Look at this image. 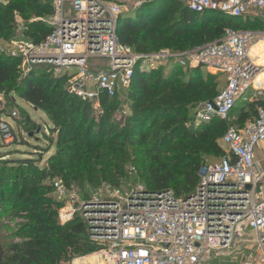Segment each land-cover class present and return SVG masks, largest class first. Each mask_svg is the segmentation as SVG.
Returning a JSON list of instances; mask_svg holds the SVG:
<instances>
[{
    "label": "built area",
    "instance_id": "2783aa9c",
    "mask_svg": "<svg viewBox=\"0 0 264 264\" xmlns=\"http://www.w3.org/2000/svg\"><path fill=\"white\" fill-rule=\"evenodd\" d=\"M177 1L195 14L242 18L264 11V0ZM52 10L47 21L51 33L39 44H22L21 55L28 67L52 68L54 78H67V93L93 111L101 114L104 98L126 92L136 72L205 66L224 77V87L212 101L194 107V119L227 125L219 141L223 155L202 164L190 195L176 197L141 185L127 190L108 186L78 199L54 181L62 204L60 225L76 218L83 222L102 264H208L213 257L264 264V171L254 162L256 146L264 143V109L242 125L230 124L239 100L251 103L264 95V82L254 86L263 67L252 56L253 48L264 42V18L261 31L226 29L219 40L200 48L138 53L118 40L121 8L113 0H52Z\"/></svg>",
    "mask_w": 264,
    "mask_h": 264
},
{
    "label": "trees",
    "instance_id": "16d2710c",
    "mask_svg": "<svg viewBox=\"0 0 264 264\" xmlns=\"http://www.w3.org/2000/svg\"><path fill=\"white\" fill-rule=\"evenodd\" d=\"M163 2L166 0L147 4L150 6L148 14L137 22L119 18L120 44L134 52L148 53L147 43L150 42L156 52L168 41L175 42L192 34L187 48L175 49L185 51L219 40L226 29L262 30L260 19L231 18L218 12L195 14L186 5L181 7L180 1L170 0L168 8L160 4ZM52 11V0H4L2 5L0 2V41L7 42L16 35L18 17L25 23L38 20L29 25L35 32L25 35L39 44L51 33L47 21ZM174 12L178 13L177 18H172ZM209 14L225 20L210 28L205 21ZM158 71L135 73L128 89L132 88L134 94L124 92H128L129 106L120 116V127L119 121L112 120L119 94L113 99L104 98L99 114L89 103L67 93V78H35L38 76L31 70L21 73L14 59L0 54V95L15 94L32 109L44 113L55 137V144L51 145L54 153L41 169H37L39 162L31 159L19 160L16 166L12 162L5 165L7 169H15V173L7 183L10 185L7 194H4L6 186L0 182V215L7 211L5 207L13 199L18 213L28 223L24 240L7 246L0 243V264H62L73 255H84L83 247L98 251L79 219L60 225L58 211L62 205L52 203L48 196L53 189L45 184L48 178H59L69 190L73 185L82 199H86L102 184L119 186L128 167L132 166L147 190L171 191L176 197H186L194 191L205 157L223 155L219 141L227 125L222 121L201 124L190 111L217 96L219 92L216 94L213 82L220 74L192 79V75L200 74V68L185 72L181 69H172L169 73ZM244 108L240 125L255 119L258 110L264 109V95ZM6 128L7 137L15 140L13 131L7 125ZM7 137L2 133L3 142ZM32 169L36 173L28 174L30 179L25 171Z\"/></svg>",
    "mask_w": 264,
    "mask_h": 264
},
{
    "label": "rangeland",
    "instance_id": "374dc122",
    "mask_svg": "<svg viewBox=\"0 0 264 264\" xmlns=\"http://www.w3.org/2000/svg\"><path fill=\"white\" fill-rule=\"evenodd\" d=\"M155 1L156 0H113V2L117 3L121 8V14L119 18H121L122 21L126 20L129 21L130 23L137 22L139 18L147 15L148 8H150V6H148L147 4H151ZM0 2L2 5L4 0H0ZM160 4H162V6H166L164 8H168V6H170V0H166V2ZM180 6L181 7L185 6V3L180 1ZM181 7H179V9ZM177 17H178V13L174 12L172 18H177ZM221 20H225V19L224 17H221L219 15L209 14L205 16V21L209 22L208 25H210V28L221 22ZM32 22H38V20L34 19V20H30L28 23H25L24 21H22L17 17L16 25H15L16 35L13 38L9 39L7 42L0 41V54L2 56H7L11 59H14V62H16L18 69L20 70L21 73L31 70L34 74H36L35 76H38L35 78H40V77L43 78L44 76L48 78L54 77L57 74L56 70L47 67L30 68L27 66L24 58L21 55L22 50L20 46H22V44L24 43H32V41L28 39V37H26L25 35L26 33L30 34L31 32L32 33L35 32L29 28V25ZM241 24L243 25L244 22L242 21L239 24L242 27ZM192 37H193L192 34H189L186 35L185 37H181L180 39H177V41L175 42L168 41L167 45L161 46L159 48L166 49L170 52L179 53L182 51H177L175 49L181 47L187 48V46H189V43H191L190 41L192 40L191 39ZM207 44L210 43L207 42L199 46L198 48L203 47ZM147 48L150 50L148 53H151L153 49H155L150 42L147 43ZM172 48H174V51ZM77 51L84 52V48L79 47L77 48ZM261 62H263V60H261ZM94 65L95 63L90 64V66L92 67ZM158 70L159 73H161L163 70L165 73H169L171 71V68L164 69L163 67H159ZM206 70L207 69L205 68V66H201L200 74L199 73L194 74L192 75L191 78L192 79L198 77L205 78L207 74L217 75L214 73H209ZM15 76L18 75L15 74ZM213 83L215 84V90L217 94L224 87V77L222 75H219V77ZM131 91L134 90L131 88ZM127 93L124 94V92L121 91L119 93V96L116 98L115 110L113 113L115 115L112 118V120L116 122L120 120V116H123L122 114H125L124 111L127 112V107L129 106V103L127 102ZM132 94H134V92ZM247 95L248 94H246V97ZM247 104L248 102H243L241 100H239L236 103L235 108L231 113L230 124H233V121H238L237 122L238 124L239 122H241L240 119V114H242L241 109L244 107L246 108ZM191 114L193 115V111H190V115ZM118 123L119 126L121 127L122 126L121 122L119 121ZM5 125L9 126V128L13 131L16 138L15 140L8 139L3 142L2 132L3 134H6L8 132V130L5 129ZM51 128L52 125L49 121V118L44 113L32 109L30 106L26 105L23 101L18 99L15 94H11L8 96L0 95V160H2V162H0V182H2L3 185L6 186V191L4 192V194H7V192H9L10 185L8 184L7 186V183L11 179V176L15 173V169L5 168L6 163L12 162L16 166L17 165L16 162H18L19 160H25V159L37 160V162H39L37 163V169H41L45 165L47 158L54 153V146L51 148V145L55 144V137L50 132ZM29 131H31L32 133L28 134ZM107 132H111V131H107ZM38 152H40V154ZM219 157L220 156L205 157L203 162L212 163L215 162ZM130 167H128L126 176L123 177L119 186L115 185V187L113 186L111 187L115 189L127 190L130 187L143 185V183L139 180V173L137 169L132 166ZM35 173H36L35 169H32L30 171L28 170L25 171V174H27V176H29L28 174H30V176H33ZM54 181L61 182L59 178H52V179L48 178L45 180V184L52 186V183ZM108 186L109 185L102 184L98 189L89 193L88 197L103 191L104 188ZM70 190L75 193V196L78 199L82 198L78 190L73 185H71ZM48 196L52 198V203L58 202L53 189L50 190ZM5 210L7 211H5L2 215H0V243L3 246H7L8 244L16 243V242H20L21 240H24L27 237V231L25 227L26 224L28 223L26 219H24L23 216H21L20 213H18V205H14L13 199H10V202L8 201ZM81 252L85 254L73 255L69 258L70 260L68 262L62 264H72L74 260L75 261L73 262V264H75L76 261L82 260V258L91 257L96 253L92 251V248H90V246L83 247L81 249ZM98 261L101 262L100 264H102V261L99 258ZM208 264H232V263L230 262L229 258L213 257L208 262Z\"/></svg>",
    "mask_w": 264,
    "mask_h": 264
},
{
    "label": "crops",
    "instance_id": "0c3cea01",
    "mask_svg": "<svg viewBox=\"0 0 264 264\" xmlns=\"http://www.w3.org/2000/svg\"><path fill=\"white\" fill-rule=\"evenodd\" d=\"M245 18H250L251 20L260 19L263 21L264 11H251L249 14L244 16ZM252 56L256 58H260L259 64L263 67V73L260 74L254 83V86L261 84L264 82V42L258 43L255 48H253ZM263 60V62H261ZM262 75V78H261ZM254 162L255 164L264 171V143L256 146L254 150ZM84 259V258H82Z\"/></svg>",
    "mask_w": 264,
    "mask_h": 264
},
{
    "label": "bare ground",
    "instance_id": "6f19581e",
    "mask_svg": "<svg viewBox=\"0 0 264 264\" xmlns=\"http://www.w3.org/2000/svg\"><path fill=\"white\" fill-rule=\"evenodd\" d=\"M101 262L98 261L97 255H93L88 258H84L82 260H78L75 264H100Z\"/></svg>",
    "mask_w": 264,
    "mask_h": 264
}]
</instances>
